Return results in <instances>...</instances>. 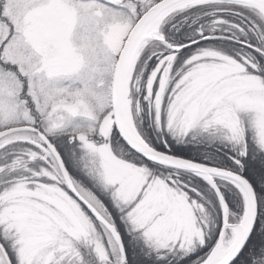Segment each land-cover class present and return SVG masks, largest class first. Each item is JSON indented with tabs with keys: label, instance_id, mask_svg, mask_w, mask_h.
Here are the masks:
<instances>
[{
	"label": "snow or ice",
	"instance_id": "obj_1",
	"mask_svg": "<svg viewBox=\"0 0 264 264\" xmlns=\"http://www.w3.org/2000/svg\"><path fill=\"white\" fill-rule=\"evenodd\" d=\"M0 264H264V0H0Z\"/></svg>",
	"mask_w": 264,
	"mask_h": 264
}]
</instances>
